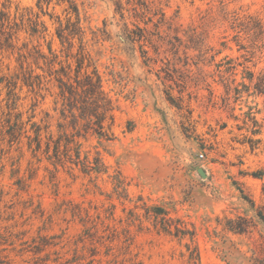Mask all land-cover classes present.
<instances>
[{
    "label": "rangeland",
    "instance_id": "374dc122",
    "mask_svg": "<svg viewBox=\"0 0 264 264\" xmlns=\"http://www.w3.org/2000/svg\"><path fill=\"white\" fill-rule=\"evenodd\" d=\"M68 1L115 104L112 139L73 128L53 83H23L19 55L32 46L66 59L55 31L75 20L68 3L0 0L19 24L13 47L0 44V264H264V176L253 174L264 169V34L252 47L231 18L264 24V0ZM33 20L44 33L30 34ZM62 133L76 135L70 160L102 171L54 162L46 137Z\"/></svg>",
    "mask_w": 264,
    "mask_h": 264
},
{
    "label": "trees",
    "instance_id": "16d2710c",
    "mask_svg": "<svg viewBox=\"0 0 264 264\" xmlns=\"http://www.w3.org/2000/svg\"><path fill=\"white\" fill-rule=\"evenodd\" d=\"M64 1V0H63ZM68 3L66 11L75 15V20H67L64 24L62 21L58 22L56 27V35L60 40V44H66V59L62 61L58 60V55L54 53L51 47H48L49 57L42 52L36 46H32L33 50L27 51L26 54L19 55V69L21 70L23 83L25 86L31 88H39L44 84L53 83L55 92V104H59V112L62 117L70 116L73 120V128L80 127L85 133L91 132L92 134H97L98 136L103 137L105 140L112 139V127L114 124V114L113 108L115 104L113 99L104 91L102 78L98 71L93 67L90 68V58L89 55L83 48L82 40L84 38V30L80 25V16L78 7L72 3V1L65 0ZM50 0H37V3L48 4ZM8 5L2 4V10H0V40L3 38L0 44H3L5 47H13L11 42L15 38L16 32L19 30V24L17 22H11L10 16L6 9ZM229 16V15H227ZM233 19L232 22L235 23L234 27L238 28V32H242L247 35L248 39L253 45L262 38L264 34V24L255 17L247 16L245 19H239L235 14L231 15ZM38 24L43 28L42 30L38 29ZM46 28L43 26L42 22L33 20L30 25V34H42ZM135 35L131 34V31L124 33V41L133 43L135 40ZM73 39H79V45L77 52L75 54L70 53V48L72 47ZM251 47V46H250ZM75 58L76 64L72 67V61L70 58ZM31 58L33 63L41 71H44L45 75H39V73H34L33 69L23 70L25 60ZM40 61L42 63L39 65ZM57 64V67L55 66ZM45 68V70H44ZM48 77V79H46ZM253 77V73H249V80ZM46 79V80H45ZM263 79L258 80L254 86L256 94L264 93V88H262ZM244 87H247L243 83ZM235 94L239 93L238 88L233 89ZM249 120L253 123H256V120L253 116H248ZM35 128L34 136L31 141L36 143L37 148H40L41 142V127L33 123ZM65 135V136H63ZM68 135V136H66ZM76 135L74 133L66 134L62 133L55 140L51 136L46 137L45 141V153H48L50 146L52 144L53 151L51 154H48L49 157L54 158V162L61 163L66 158L69 162L74 164H80V169L83 172L95 171L100 172L102 169L98 166L97 161L84 160L81 161L79 157L77 160H70L69 151L73 150L76 145L74 139ZM64 158V159H63ZM80 162V163H79ZM94 163V164H92ZM255 177H263L264 169L259 170L253 173ZM264 190V185H263ZM159 212L163 213V209L157 207ZM260 217H262L261 212H258ZM161 228L166 231V233H171V224L168 223L166 219H162ZM238 225L235 227L239 231H244L248 226L247 219L239 217L237 220ZM175 232L177 235L184 236L188 232L190 234V239L193 240L194 233L189 232L185 228L174 226ZM192 250L190 257L193 258Z\"/></svg>",
    "mask_w": 264,
    "mask_h": 264
},
{
    "label": "water",
    "instance_id": "95a60500",
    "mask_svg": "<svg viewBox=\"0 0 264 264\" xmlns=\"http://www.w3.org/2000/svg\"><path fill=\"white\" fill-rule=\"evenodd\" d=\"M198 173L201 175V177L206 176V172L202 168H198Z\"/></svg>",
    "mask_w": 264,
    "mask_h": 264
}]
</instances>
